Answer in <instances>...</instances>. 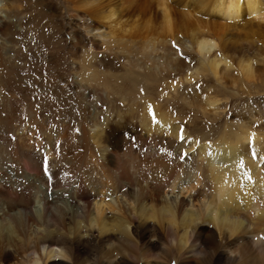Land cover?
I'll list each match as a JSON object with an SVG mask.
<instances>
[{
    "label": "bare ground",
    "instance_id": "bare-ground-1",
    "mask_svg": "<svg viewBox=\"0 0 264 264\" xmlns=\"http://www.w3.org/2000/svg\"><path fill=\"white\" fill-rule=\"evenodd\" d=\"M36 1L56 11L50 0ZM60 1L68 3L63 8L75 18L68 35L73 61L87 45L109 51L108 45H130L137 37L145 44L163 43L191 16L171 0ZM192 1L214 21L238 20L245 13L264 21V0ZM12 4L0 0V48L9 63L25 46L38 43L22 36L25 16ZM185 40L193 65L180 75L182 85L195 87L200 75L219 85L230 72L245 82L254 78L251 57L232 62L222 54L216 33L190 30ZM168 57L173 65L181 63ZM72 65L74 79L53 71L60 91L82 97L64 125L49 115L54 110L44 99L35 108L27 92L0 78V264H84L80 258L95 250L105 264L113 252L127 264L137 248L170 253L171 264L179 258L264 264L262 133L240 125L233 133L224 128L215 137H190L167 117L159 100H144L137 110L119 106L111 113L102 108L101 97L109 102V95L124 98L120 91L128 71L114 75L83 62ZM129 81L138 88L136 80ZM199 102L207 115L220 109L216 93ZM10 129L17 132L14 140Z\"/></svg>",
    "mask_w": 264,
    "mask_h": 264
},
{
    "label": "rangeland",
    "instance_id": "rangeland-1",
    "mask_svg": "<svg viewBox=\"0 0 264 264\" xmlns=\"http://www.w3.org/2000/svg\"><path fill=\"white\" fill-rule=\"evenodd\" d=\"M50 1L55 6V12L46 11L45 4L40 1L39 4L36 0H13L12 6L25 16V29L19 30L20 33L24 38H37L38 43L25 46L26 51L14 55L15 57L9 60L10 63L0 48V78L7 79L8 83L15 86L18 85L17 88L19 92L22 91L21 94L27 92V95L29 94L28 102L35 108H39V104L43 101L47 108L53 109L54 112L50 111L49 115H54L57 124L64 125L66 121L71 120L70 109L76 105L77 100L82 101V97L77 96L76 100L72 93L60 91L55 83L53 71L56 70L63 76L74 79L72 63L83 62L90 66L107 69L114 75L125 74L128 71L129 74H125L126 80L120 91L124 98L109 95L111 100L109 102L106 98L101 97L102 108L105 110L108 108L111 113L115 112L119 106L128 108L136 106L137 110L144 108V100H148L150 104L159 100L167 117L180 126L182 131H186L190 137L200 138L208 135L215 137L224 128L233 133L238 130L240 125H244L245 129L262 133V142L264 143V61H262L264 60V21L256 20L248 13L238 20L220 21L215 19L216 21H214V17L208 15L206 8H201L197 2L185 0L188 1V4L183 6V3H179L180 0H171L172 5L178 11L190 12L192 16L186 18L190 21L186 25L183 23L184 20L180 22L178 33L174 38L167 37L163 43L157 40L158 42H154V44L149 43L148 40L145 44L144 38L137 37L130 45L115 48L108 45V48L113 53L116 52L117 56L111 55L110 50L107 51L108 49L102 45L98 44L93 47L87 45L85 49L77 51L78 58L73 61L70 57L72 50L69 49L68 35L71 32L69 26H74L75 18L68 16L63 8V5L67 7L68 3H62L60 0ZM57 12L58 14H56ZM195 29H208V31L216 33L220 38L219 46L222 54H226L232 62H236L237 58L251 57L255 69L254 78L245 82L236 72H230L231 74L226 75L219 85L212 77L208 79L205 75L197 77L198 82L193 88L179 83L180 75L189 72L193 65V60L188 54V52L191 53L190 45L186 42L185 36L188 31ZM61 39L64 40V44L60 42ZM54 42H58V45H54ZM91 52H97V56H90ZM217 52L219 51L217 50ZM169 54L173 60L179 58L181 63L179 65L170 63ZM88 56L91 57V60ZM5 61L6 63H4ZM161 63L162 66H160ZM129 78L138 82L137 89H133ZM113 79V76L109 77L110 82ZM214 93L219 99L220 109L216 114L207 115L199 100ZM38 96H41L40 99ZM41 99L44 100L41 101ZM22 125L21 121L18 127L22 128ZM10 130L8 131L10 138L15 139L14 133L17 132ZM144 133L154 134V132L147 131ZM139 148L135 144L133 149L138 150ZM119 151L122 153V150ZM262 227L263 244L264 221ZM101 247L103 250L106 249V245H101ZM114 253L115 257L113 256L110 264H121L118 255ZM85 257L82 256L79 261H84V264H105L103 254H97L96 250L90 256ZM60 258L58 257V259ZM134 258L129 259L127 264H142L146 259L150 261V264H171L173 255L162 253L158 249L147 251L137 248ZM196 263L203 264L200 259L184 260L179 258L176 262V264Z\"/></svg>",
    "mask_w": 264,
    "mask_h": 264
}]
</instances>
